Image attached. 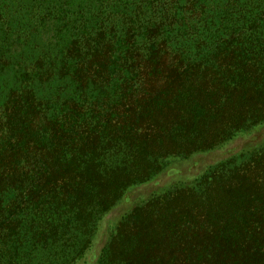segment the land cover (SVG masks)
Masks as SVG:
<instances>
[{"label":"trees","instance_id":"1","mask_svg":"<svg viewBox=\"0 0 264 264\" xmlns=\"http://www.w3.org/2000/svg\"><path fill=\"white\" fill-rule=\"evenodd\" d=\"M46 2L37 19L74 27L0 58V264H75L166 159L264 125V0H111L94 19ZM98 264H264V147L133 208Z\"/></svg>","mask_w":264,"mask_h":264},{"label":"rangeland","instance_id":"2","mask_svg":"<svg viewBox=\"0 0 264 264\" xmlns=\"http://www.w3.org/2000/svg\"><path fill=\"white\" fill-rule=\"evenodd\" d=\"M39 0H0V58L2 51H8L11 60L22 59L33 61L42 49L48 46L55 48L61 34L57 33L62 27H74V22L64 21L61 12L66 16L82 17L97 14L104 10L103 2L110 4L111 0H47L50 5L48 12L58 13L60 18H48L46 24L37 19L32 10ZM61 2L60 6L56 3ZM120 3V0H117ZM179 4L186 0H178ZM66 2V3H63ZM67 19V18H66ZM9 21L13 26L9 27ZM66 40V39H65ZM16 72L8 70L1 81L11 88L16 83ZM264 147V125L250 131L239 133L230 141L215 150L193 155L190 158H168L165 169L151 181L131 188L123 199L101 220L96 235L86 255L75 264H98V258L106 245L111 232L119 221L133 208L147 201L153 196L161 195L176 187L192 185L198 178L216 164L236 158L244 161L250 154Z\"/></svg>","mask_w":264,"mask_h":264}]
</instances>
